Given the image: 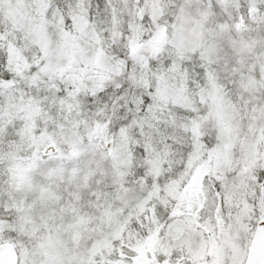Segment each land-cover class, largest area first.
<instances>
[{
	"label": "snow or ice",
	"instance_id": "snow-or-ice-1",
	"mask_svg": "<svg viewBox=\"0 0 264 264\" xmlns=\"http://www.w3.org/2000/svg\"><path fill=\"white\" fill-rule=\"evenodd\" d=\"M0 264H264V0H0Z\"/></svg>",
	"mask_w": 264,
	"mask_h": 264
}]
</instances>
